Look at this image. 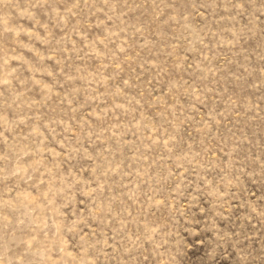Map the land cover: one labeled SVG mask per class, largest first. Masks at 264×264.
<instances>
[{
  "label": "clouds",
  "instance_id": "9594fccd",
  "mask_svg": "<svg viewBox=\"0 0 264 264\" xmlns=\"http://www.w3.org/2000/svg\"><path fill=\"white\" fill-rule=\"evenodd\" d=\"M23 2L27 7L18 12L21 0H0V23L4 22L5 16H11L14 20L16 17L19 20L30 19L34 15L31 9L43 7L50 0ZM56 2L61 3L64 0ZM127 4L128 0H74L72 6L66 9L71 16L85 13L83 23L78 20L72 28L73 32L80 34L81 27L97 30L98 34L87 42V47L89 50L96 45L101 47L95 55L89 56L85 52L84 57L80 58L98 60V67L91 70L80 66L67 67L66 70V66L59 60L56 61L59 65L57 68L40 69L29 66L25 70L31 75L21 81L22 85L34 81L37 73L51 78V88L41 90L40 101L22 99L24 91L16 92L10 97H4V93L0 92V110H4L0 111V144L3 145L0 149V187L3 189L0 192V241H3L0 243V264H31L29 256L41 255L42 259H50L52 252L62 253V260L69 255L64 236L76 231L75 222L61 225L53 220L49 224L42 212L33 215L41 208L40 205L4 197L13 188L18 190L21 182L27 184L32 181L31 186L39 190L40 184L45 181L36 178L37 173L41 177L47 175L49 192L53 197L59 195L63 187L54 186L57 181L64 185L66 175L60 164L55 161L46 162L45 153L56 155L49 143H61V140L63 144L69 143L64 135L72 131L69 120L74 121V126H78L84 137L91 141L92 136L96 135L95 129L87 121L77 120L75 113L84 105L95 104L100 107L101 103L105 105L100 113L102 117L111 119L109 113L118 110L120 117L127 121L126 127L134 133H140L142 143L148 139L144 135V129H155L161 134L162 142L166 136L172 143H162V147L152 148L150 152H141L139 148H134L137 155L126 163L127 158L114 159L113 152L93 158L83 148L82 138H76V143L81 147L70 149L67 160H93L94 182L102 179L110 191L115 189L108 196H104L100 188L96 189L98 195L93 198V205L99 206L93 207L89 216L97 224V230L88 239L80 237L83 253L81 264H87L89 253L94 257L91 264L101 260L102 264H107L109 260L115 261V264H192L193 261H198L199 264H264V235L256 234L259 232L257 225L264 221V192L256 196L253 190L264 187V159L261 158L264 153L253 157L244 152V141L247 138L231 133L227 139L221 138L224 140L221 151L227 149L226 159L213 158L209 152L214 146L203 142L216 138L211 129H202L201 140H193L185 146L184 126L192 122L190 113L194 105L203 104L209 90L204 87L196 91V85L189 84L182 77L179 81H168V93L172 103L165 102L155 118L146 116L145 105H152L141 90V85L136 82L138 77L129 76L128 79H123L121 73L124 69L115 70L116 65L126 63L124 57L128 50L139 43L134 37H144L146 43L142 47L151 52L150 42L145 35L147 25L129 23L124 19L126 13L123 8ZM228 4L236 10V15L243 18L247 13L249 17L248 24L242 27L234 25L226 29L231 33L233 42L239 43L245 32L255 34L256 21L259 18L255 13L264 14V0H228ZM73 9L79 11L74 12ZM97 13H103L104 19L97 16L94 23H89L87 17L96 16ZM189 17L191 13L180 17L185 22V29L189 27ZM16 22L19 23L18 20ZM63 22L67 26L70 20L64 19ZM19 31L29 34L22 25ZM200 31L204 32L203 29ZM121 34L126 35L131 42L122 43ZM204 35L213 34L204 32ZM68 39L71 41V33L68 34ZM174 39L178 43L169 46H182L185 53L199 51L203 54V50L198 49L196 44L198 42L204 45V38L194 30ZM180 41L185 42L184 45ZM204 47L207 48L206 45ZM73 48L76 49L74 43ZM205 59L208 60L207 65L192 66L193 73H202L198 77L200 80L207 79L208 74L216 71L211 66V60L208 57ZM143 63L147 64L148 60L144 59ZM183 63V59L177 57L171 67L178 72L186 71ZM153 67L166 71L159 61ZM109 68L113 71L108 72ZM0 84L11 86V81L5 78ZM56 88L65 89L62 103L75 101L79 107L72 109L69 104L68 109L59 113L53 110V114L42 111L55 94ZM99 88L103 89V93H99ZM28 90L30 89L25 88V91ZM148 95H151L150 90ZM161 99L156 104H160ZM181 99H185V102L181 103ZM109 102L111 107L107 106ZM7 109H12L14 113L11 121L8 120ZM138 118L140 122H144L142 126ZM42 129L49 135L45 136ZM5 132L11 134V139L5 136ZM58 137L61 139H57ZM229 141H234L231 146ZM115 151L118 152L119 148ZM156 153L161 154L157 156ZM26 157L31 158V161L26 160ZM133 164L135 169L131 167ZM114 172L119 179L113 178ZM67 175H71V172ZM173 193L177 206L167 208L164 216L156 204L157 196L167 201ZM88 195L91 196V193ZM100 196H103L102 203ZM241 196L256 198L241 200ZM182 197L187 199V205L179 203ZM237 200H240V207L244 209L242 215L234 211L233 202ZM47 207V204L43 205V208ZM129 208L133 210L129 211ZM157 212L161 213L163 219L156 218ZM253 219L256 220L255 225ZM107 231L112 233L110 237ZM49 232H52L51 237ZM40 233H43V239H39ZM109 239L112 240L111 245L108 244ZM109 247L112 249L110 253L105 251ZM42 253L48 255L43 256ZM64 264L68 262L65 260Z\"/></svg>",
  "mask_w": 264,
  "mask_h": 264
},
{
  "label": "rangeland",
  "instance_id": "374dc122",
  "mask_svg": "<svg viewBox=\"0 0 264 264\" xmlns=\"http://www.w3.org/2000/svg\"><path fill=\"white\" fill-rule=\"evenodd\" d=\"M35 2V0H33ZM74 0H64V2L57 3L56 0H50V3L43 7L31 9L34 13L30 19L19 20L16 17V22L11 16H5L3 23H0V81L7 78L11 81V86L0 84V92L4 93V97H10L16 92L24 91L22 99L26 101L37 100L40 101L41 90H48L51 88V78L47 76H40L39 73L35 76L34 81H30L27 85H22L21 81L31 75L27 69L29 66L34 68H57L59 65L57 60L61 61L67 67H87L89 70L98 67L99 61L85 60V52L89 56L95 55L96 51L101 47L96 45L91 50L87 47V42L95 38L98 34L95 28H80V34L72 31L74 25L79 20L83 23L85 13L79 16H71L66 9L70 8ZM27 5L21 0L18 12L23 11ZM248 7V6H246ZM119 10V9H118ZM73 11H79L73 9ZM123 11L126 13L124 19L129 23H139L140 25H147V41L150 42L151 52L148 48L142 47L146 41L144 37L136 36L133 39L138 40L139 43L133 49L128 50L127 56L124 57L126 63L116 65L115 70L123 68L121 73L123 79H128L129 76L138 77L136 82L141 85V90L145 92V97L151 101L152 106L145 105L144 112L149 118H155L165 102L172 103V99L168 93V81L174 79L179 81L181 77L188 81L189 84L196 85V91L207 87L209 90L205 96L206 99L203 104H195L192 112V122L186 124L183 130L184 141L191 144L193 140H201V130L211 129L212 134L216 137L212 141L204 140V143L213 145V149L209 155L213 158L220 157L226 159L225 152L221 151L224 148V140L231 136V133H236L237 137H246L244 141V152L249 153L255 157L264 153V14L255 13L258 16L256 21L255 34L245 32L239 43H234L232 35L226 29L242 27L248 24V15L244 14L243 18L236 15V10L231 8L228 0H128V4L124 6ZM249 11H252L249 8ZM191 13L189 17V27H183L184 21L180 19ZM99 16L104 19L103 13H97L96 16H88V22L94 23ZM235 16V19L232 17ZM63 17V19L61 18ZM70 20V23L65 26L63 20ZM23 26L29 34H24L19 31L20 26ZM251 27V25H248ZM210 32L213 35H204V32ZM194 30L204 38V45L198 42L196 47L203 50V54L185 53L183 47H172L169 45H176L178 42L175 37L181 34L187 35L188 31ZM71 33V41L68 39V34ZM121 42L128 41L126 35L121 34ZM224 41H227L225 43ZM73 43L76 49L73 48ZM181 45L185 42L180 41ZM63 48L64 51H58ZM83 48L84 51H79ZM55 50V51H54ZM177 57L183 59V67L186 71L178 72L171 67L172 63L177 60ZM208 57L211 60V66L216 69L214 74H208L205 80L198 79L202 75L200 71L193 73V67L196 64L207 65ZM147 59L148 63L144 64L143 60ZM159 63L166 68V71H159L154 64ZM247 69V71L245 70ZM113 69L109 68L108 72ZM159 71V74H157ZM107 74V73H106ZM18 78V79H17ZM79 83V81L77 82ZM146 86V88H145ZM67 87V86H66ZM25 88L30 90L25 91ZM148 90L151 95H148ZM65 89L56 88L55 94L42 111L53 114L66 110L71 105L72 109L79 107L75 101L69 103H62L64 100ZM99 93H103V89L99 88ZM161 99L160 104H156L158 99ZM2 99V98H0ZM185 99H181L184 103ZM83 99L81 98V104ZM111 107V103L107 105ZM105 107L103 103L100 107L95 104L91 106L84 105L79 107V111L75 113L77 120L87 121L96 131V135L92 136L89 141L81 132L78 126H74V121L69 120L68 124L72 127V131L64 135L67 136L69 143H49V147L55 150L56 155L45 153L48 163L55 161L60 164L63 173L66 175L64 185L57 181L54 187H63V191L53 197L49 192V184L47 181L49 177L40 173L36 174V178L43 179L45 183H41L39 190L32 187V181L27 184L21 182L20 188L12 189L5 195V199L15 198L24 202H34L41 208L37 209L33 215L42 212V215L49 224L53 220L59 224H71L75 222L76 231L67 233L64 238L67 241L68 256L61 257L62 253L52 252L50 259H42L41 255L29 256L31 264H64L66 260L68 264H81L83 253L81 251L80 237L88 239L92 232L97 230V224L93 222L89 216V212L93 207V198H96L98 193L97 188L103 192L104 196L112 195L115 189L109 190L107 184H104L101 179L94 182V165L91 159H77L68 161L69 150H75L81 147L76 143V138H82L83 148L87 150L88 154L93 158H97L99 154L107 155L113 152L114 159L127 158L125 162L131 161L137 153L134 148H139L141 152H150L152 148L162 147V143L172 142L164 137L161 141V134L155 129H144V135L148 137L142 143L140 133H134L129 130L126 125L127 121L120 117L118 110H113L109 113L111 119L101 116V110ZM4 111V110H0ZM6 114L8 120L11 121L14 117L12 109H7ZM141 123V126L144 122ZM23 128V126H21ZM2 130V129H0ZM26 131V130H25ZM42 131H44L42 129ZM44 135L48 136V132L44 131ZM5 136L11 139V134L5 132ZM57 139H61L58 137ZM122 143H118L121 142ZM234 141H229V146ZM3 145L0 144V149ZM119 148V151H115ZM156 153L155 155H160ZM79 156V154H77ZM264 159V155H261ZM29 162L31 158L26 157ZM66 161V162H62ZM135 169V165H131ZM43 171V169H41ZM152 170L150 169L149 172ZM182 171V170H177ZM71 172V175H67ZM114 179H119L117 173L112 174ZM127 183V181H125ZM65 185H70L65 186ZM256 196L264 192V187L259 190L253 189ZM3 189L0 187V192ZM91 193V196L88 195ZM245 198L255 199V196H241L240 199ZM13 200V202H15ZM100 202H103V196L99 197ZM180 204L187 205L188 201L181 198ZM47 204V208L43 205ZM156 204L160 207L161 212L166 216L167 208H175L177 206L175 200V193L167 201L163 197L157 196ZM234 211L238 215L244 213V209L240 207V200L234 201ZM30 206L32 204L30 203ZM166 206V207H165ZM205 207H207L205 205ZM129 208V211H132ZM155 210V208H154ZM24 211V209H21ZM156 218L163 219L160 212L156 213ZM253 224L256 220L253 219ZM259 232L257 235H264V221L259 225ZM47 231V229H45ZM55 229H53V232ZM64 235V233H61ZM110 237L112 233L107 231ZM52 232H49V237ZM100 238V237H94ZM6 239V238H5ZM39 239H43V233H40ZM3 243V241H0ZM108 244H112V240H108ZM23 248V246H22ZM21 248V250H22ZM105 251L111 252L112 249L106 248ZM47 256V253H42ZM75 257L76 259H73ZM94 259L89 253L87 264H91ZM96 264H102L97 261ZM107 264H115V261L109 260ZM192 264H199L198 261H193Z\"/></svg>",
  "mask_w": 264,
  "mask_h": 264
}]
</instances>
